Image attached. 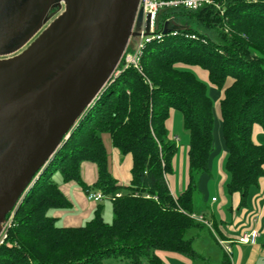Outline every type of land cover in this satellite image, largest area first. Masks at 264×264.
Here are the masks:
<instances>
[{"label":"trees","instance_id":"trees-1","mask_svg":"<svg viewBox=\"0 0 264 264\" xmlns=\"http://www.w3.org/2000/svg\"><path fill=\"white\" fill-rule=\"evenodd\" d=\"M180 19L183 23H176ZM171 22L180 28L164 32ZM155 28L160 37L145 44L141 70L123 68L105 86L7 215L0 264H103L111 257L162 264L157 250L200 258L185 234L207 226L192 214L205 218L195 210L194 194L213 147L210 84L221 92L228 195L239 194V205H244L249 189L264 177V143L253 139L254 128H264V0H226L222 14L213 6L163 8ZM193 67L205 70L208 82ZM172 110L182 114L189 136L187 182L176 196L166 178L173 173L177 150L167 126ZM104 135L120 154L132 157L128 184L118 183L110 171ZM83 162L96 167L92 184L82 179ZM56 172L86 193L93 188L106 195L112 222L104 221L98 203L84 224L57 225L48 210L68 209L72 202L53 179ZM230 263L223 253L219 264Z\"/></svg>","mask_w":264,"mask_h":264},{"label":"water","instance_id":"water-1","mask_svg":"<svg viewBox=\"0 0 264 264\" xmlns=\"http://www.w3.org/2000/svg\"><path fill=\"white\" fill-rule=\"evenodd\" d=\"M138 2L0 0V231L113 79L142 21ZM22 8L26 21L13 27ZM178 28L171 22L164 32Z\"/></svg>","mask_w":264,"mask_h":264},{"label":"crops","instance_id":"crops-1","mask_svg":"<svg viewBox=\"0 0 264 264\" xmlns=\"http://www.w3.org/2000/svg\"><path fill=\"white\" fill-rule=\"evenodd\" d=\"M195 74H199L203 81L208 82L207 72L205 70L199 69V67H193ZM196 74V75H197ZM198 77V75H197ZM199 78V77H198ZM199 78V79H201ZM211 85V84H210ZM214 89V88H213ZM220 93L216 97L214 105V129H213V147L208 159V170L207 172L202 173L198 178V192L202 197V201L205 204V207L210 208V217H206V220L210 222V226H204L202 228H192L189 229L185 236L192 239V246L194 250L201 256L198 260L202 262H197V259H191L181 253L167 250H157L155 253L160 259L162 264H211L210 253H206L204 249L201 248L202 245H205L210 252L213 250V245H219L223 249V253H226L224 249L225 246H230L232 255V264H257L254 260L251 262L249 256L252 253L257 251L259 255L264 256V177L259 180L258 185L252 186L249 189L245 207L239 208V194L235 193L232 196L226 194V182L228 174L223 170V164L226 157V148L222 139L221 133V121L219 114L218 101L220 98ZM219 97V98H218ZM175 110H172L170 117L167 121V126L170 130L172 138H174V124H175ZM182 115V114H181ZM219 117V121L216 119ZM107 137V143L106 138ZM178 139V137L176 138ZM254 141L258 143H264V128L261 126H256L254 128ZM175 140V139H174ZM176 141V140H175ZM189 141V136H188ZM104 142L109 154L111 150L113 155L116 157V163L120 161L117 166H113L110 157V171L112 175L118 180L120 184H128L130 180V168L132 166V157L123 155L114 148L110 142L108 135H104ZM177 144V143H176ZM187 149H183L179 155V175L178 179L175 176V170L177 169V155L175 154L173 159V173L167 175V183L171 193L176 196L182 192L187 182ZM184 154V155H183ZM186 165V166H185ZM185 167V170H184ZM84 173V176L82 175ZM218 175V182H216V190H208L205 186L206 181L211 178V176ZM209 175V176H208ZM81 176L82 179L87 184H92L97 177V170L94 164L90 162H83L81 165ZM61 191L70 199L72 206L68 209H54L51 211L50 216L58 220H62V225L59 226H79L84 220H88L94 211L93 204H87L85 201H90L87 197L84 199L81 195V190H83L78 184L74 182H64L62 181L58 184ZM90 190H94L91 188ZM84 191V190H83ZM212 191H215L219 194V197L212 194ZM85 192V191H84ZM77 198L80 203L83 205V210L80 212L72 211L73 201L72 199ZM215 200H212V198ZM92 202V201H90ZM95 202V201H93ZM98 202V201H97ZM96 203V202H95ZM226 204H230V207L226 209ZM77 210V208H76ZM49 211V210H48ZM199 214L204 215L203 213L198 212ZM249 214V216H248ZM49 215V214H48ZM91 218V217H90ZM85 221V222H86ZM257 226L258 236L254 243H241L238 241V237L244 232H247L252 227ZM193 229H196L193 231ZM207 229L209 231V238H204L200 240L201 235L208 234L207 232H201ZM202 233V234H201ZM208 240L210 242H208ZM216 244H215V243ZM205 243V244H203ZM202 244V245H201ZM228 257L229 254H227ZM221 261H219L220 263ZM231 262V261H230ZM217 263V264H219ZM103 264H131L126 259H121L117 257H111L104 260ZM140 264H150L148 260H142Z\"/></svg>","mask_w":264,"mask_h":264},{"label":"built area","instance_id":"built-area-1","mask_svg":"<svg viewBox=\"0 0 264 264\" xmlns=\"http://www.w3.org/2000/svg\"><path fill=\"white\" fill-rule=\"evenodd\" d=\"M226 0H139L138 2V9L137 15L135 20L137 19L138 13L141 11L142 13V21L137 30L135 36H131L126 49L123 53V56L117 66L116 70L114 71L112 78H115L121 69L134 67L137 70H141L140 65V57L142 54V50L146 43L154 38H159L160 33L156 31L155 28V20L158 12L163 8H183L188 10H196L201 7L205 6H213L216 9L220 10V13H223V5ZM149 17V28L146 29V20ZM133 30H135V25ZM195 35H192L194 37ZM136 38L133 41V38ZM116 196H121L120 192L115 194ZM86 197L90 201H100L102 199L107 198L101 191H88L86 193ZM215 200V197L212 198ZM13 213V211H12ZM194 218L198 221L205 223L206 225L210 226V222L207 221L203 216H197L192 214ZM10 225V217L6 218L2 229L0 231V244L3 243L4 238L6 237L7 227ZM258 236V228L255 225L247 232H244L242 235L238 237V241L241 243H254ZM224 249L226 250L227 254H231L230 246H225Z\"/></svg>","mask_w":264,"mask_h":264},{"label":"rangeland","instance_id":"rangeland-1","mask_svg":"<svg viewBox=\"0 0 264 264\" xmlns=\"http://www.w3.org/2000/svg\"><path fill=\"white\" fill-rule=\"evenodd\" d=\"M24 2V4H26V2L28 1V0H20V3L21 2ZM41 8V7H40ZM39 12H41V9H40V11ZM21 13V14H20ZM25 8H22L21 10H20V12H19V14H18V17H17V19L14 21V22H12L11 23V25L13 26V27H19V26H21V25H23V23L26 21L25 20ZM183 21L184 20H182V19H180V20H177L176 21V23H183ZM25 25V24H24ZM189 25L190 26H192V27H194V28H198V26H197V24L196 23H194V22H192V21H189ZM136 40V38L134 37L133 38V41H135ZM29 46H31V44L30 43H27V45H26V47H24L23 49H21V51H20V53L21 54H23L26 50H27V48L29 47ZM16 53H18V52H15V53H12V54H9L8 55V57H10V56H14ZM199 69H201L200 67H199ZM192 70L194 71V69L192 68ZM203 70V69H202ZM197 74V73H196ZM198 75V77L199 78H201L200 76H199V74H197ZM201 80H202V78H201ZM214 88V89H213ZM219 93L221 94V92H220V90L218 89V88H216L215 86H213V85H209L208 86V94L210 95V97L212 98V100H213V102H214V105H215V101H216V97L219 95ZM219 98V97H218ZM176 115H175V124H174V132H173V134H174V139L176 140V143H177V150H176V155H177V163H178V165H177V169L175 170V176H176V178L178 179V175H179V162H178V160H179V155L181 154V151H183V149H184V151H185V149H187V145H188V132H187V130L184 128V126H183V121H182V115H181V113L179 112V111H175L174 112ZM218 121H219V117H217L216 118ZM220 127H221V125H220ZM178 137V139H176ZM106 139V143L108 142L107 140V137L105 138ZM109 154H110V157H111V161H112V163H113V166H117L119 163H120V161H118L117 163H116V157L113 155V152L110 150L109 151ZM184 155V154H183ZM123 156V155H122ZM126 156H129L130 158H131V155L130 154H126ZM186 166V165H185ZM184 170H185V167H184ZM223 170H224V172H226L227 173V171L225 170V167H224V164H223ZM82 175H83V177H85L84 176V173H82ZM209 176V175H208ZM53 179L55 180V182H57L58 184H60L61 182H62V178H61V175H60V173L59 172H56L54 175H53ZM228 179H229V176H228V178H227V181H228ZM218 180V175H217V173H216V175H212L211 176V178H209V180L208 181H206V183H205V186L207 187V189L209 190H216V186H217V184H216V182H218L217 181ZM225 188H226V186H225ZM80 191L82 192L81 194V196L85 199L86 198V192H84L83 190H81L80 189ZM227 192V191H226ZM212 194H214L216 197L218 196L219 197V194L218 193H216L215 191H212ZM227 195H228V193H226ZM215 197V198H216ZM228 197H229V195H228ZM72 201H73V203H74V205H73V208H72V211L74 212V211H77V212H80V211H82L83 210V205H82V203H80L79 202V200L77 199V198H74L73 197V199H72ZM87 204H93V206H94V208L96 207V205L98 204V203H101L102 204V217H103V219H104V221H106V222H108V223H111L112 222V220H113V212H112V206H111V201H110V199H108V198H105V199H102V200H100L99 202H90V201H85ZM194 207H195V210L197 211V212H200V213H203L204 214V216H206V217H210L209 215H210V213H211V211H210V208L208 207V206H206L205 207V204H204V202L202 201V197L199 195V192L197 191L195 194H194ZM225 207H227L226 209H228L229 207H230V204H226V206ZM238 207L239 208H242V207H245V204L244 205H239L238 204ZM76 208H77V210H76ZM54 209H56V208H51V209H49V211H48V214L50 215V213H51V211L52 210H54ZM91 216L90 217H92V215L93 214H90ZM248 216H249V214H248ZM90 217L89 218H87V219H90ZM85 221L86 220H84L81 224H84L85 223ZM56 224L57 225H62V220H58L57 222H56ZM194 230H196V229H193V231ZM201 232H207L208 234H202L201 235V237H200V240H202L203 239V237L204 238H209V231L207 230V229H204V231H201ZM204 240V239H203ZM208 242H210L209 240H208ZM215 243V242H214ZM203 244H205V243H203ZM216 244V243H215ZM202 245V244H201ZM201 248L202 249H204V251H206V253H210V260H211V264H217V263H219V261H221L222 260V252H223V249L221 248V247H219V245L218 244H216V246H214L213 245V248L211 247V249L213 250L212 252H210L211 250H209V248H207L205 245H202L201 246ZM257 253H259L258 251L256 252V253H252L250 256H249V258H250V260H251V262H253L254 260L256 261V263L257 264H264V256H261V255H259V254H257ZM230 257H229V259H230V261H231V263L230 264H232V255H229ZM145 260V259H144ZM195 260V259H194ZM198 260V259H197ZM197 262H202V260L200 259V260H198Z\"/></svg>","mask_w":264,"mask_h":264},{"label":"flooded vegetation","instance_id":"flooded-vegetation-1","mask_svg":"<svg viewBox=\"0 0 264 264\" xmlns=\"http://www.w3.org/2000/svg\"><path fill=\"white\" fill-rule=\"evenodd\" d=\"M56 10H57V9L53 8V9H51V10L49 11V13H50V12H53V13H54ZM61 11H62V10H61Z\"/></svg>","mask_w":264,"mask_h":264}]
</instances>
